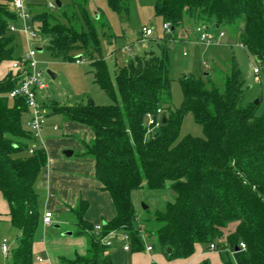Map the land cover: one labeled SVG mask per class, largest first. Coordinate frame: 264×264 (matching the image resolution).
Instances as JSON below:
<instances>
[{
    "label": "trees",
    "instance_id": "trees-1",
    "mask_svg": "<svg viewBox=\"0 0 264 264\" xmlns=\"http://www.w3.org/2000/svg\"><path fill=\"white\" fill-rule=\"evenodd\" d=\"M106 1L120 18L128 17L130 0ZM87 2L69 0L53 9L42 0L28 4L41 50L57 60L88 58L95 82L113 99L109 105L92 100L49 105L51 113L64 121L91 129L93 137L83 142L80 156L94 160L98 187L109 194L115 210L96 232L84 219L88 202L80 199L70 210L77 233L88 237L86 252L73 260L61 258V264H113L112 246L100 238L113 230L126 233L132 251H139L141 229L155 236L169 260L191 257L199 243H214L232 251L234 261L225 264H264V111L257 114V104L245 100V80L235 59L224 70H216L217 82L209 73L184 76L181 105L172 109L170 33L162 28L159 37H148L157 52L149 47L115 65L113 82L98 34V27L107 25L100 13L87 12ZM153 13L162 24L169 22L171 31L184 19L194 24L214 19L219 27L239 33L240 45L253 56L264 78V0H154ZM16 20L12 0H0V63L20 57L13 56L17 43L9 30V23ZM141 38L140 29L138 42ZM13 74L11 67L0 78V196L7 206V221L19 231L7 264H36L33 243L42 225L44 200L35 184L46 170L47 152L40 144L29 152L34 138L22 125L28 112L25 98L7 96L16 86ZM159 107L161 124L148 135L146 114L155 115ZM185 112L202 127V136L180 137ZM167 183L173 200L147 216L141 229L135 227L132 191L144 186L159 190ZM240 243L245 244L243 249Z\"/></svg>",
    "mask_w": 264,
    "mask_h": 264
},
{
    "label": "rangeland",
    "instance_id": "rangeland-1",
    "mask_svg": "<svg viewBox=\"0 0 264 264\" xmlns=\"http://www.w3.org/2000/svg\"><path fill=\"white\" fill-rule=\"evenodd\" d=\"M35 1L39 2V0ZM67 1L69 0H62V2ZM153 3L154 0H130L128 17L120 18L109 7L106 0H88L87 12L91 15L95 12L100 13L102 15L100 16L101 20L107 25L103 29L98 27V34L102 57L106 61L113 82L115 65L124 64L130 56L140 55L149 47H152L156 52L159 50L154 44L155 41L151 42L149 38L143 42H138L139 30L143 26L153 27L154 32L150 38L162 35V22L153 13ZM199 23L194 24L190 20L184 19L182 24L169 34L168 55L170 60L169 75L172 79V109L181 105L180 80L184 76L204 77L205 73H209V78L217 82L216 70H224L229 61L234 58L244 76L245 100L248 102L257 100V114H261L264 111V78L252 73V65L257 63L253 56L240 45L239 33H233L225 26L216 28V21L210 19L204 25H208L206 32L212 42L206 43L199 38L196 31V25ZM17 25L18 30L14 32L17 43L14 57L23 56L28 48L23 25L21 22ZM220 31L224 32V36H219ZM125 46H129L131 51L125 50ZM92 58L98 57L94 55ZM36 59L42 70L41 78L47 86L41 97L46 113V120L41 131V138L45 145H43V141L40 143L39 140L36 144L42 145L51 153L49 162L47 160L46 170L37 178L36 189L43 201L47 195L46 180L49 178L53 187L52 194L56 199L75 198L73 188L67 184L71 178L67 177L69 176L67 173V176L65 175V168L55 156L59 154L69 162L82 157L80 156L82 152L80 148L83 149V142H87L86 136L76 124H71V122L64 124L65 121L59 114L51 113L49 105L54 101L59 104L73 105L85 103L88 100H92L98 105H109L113 99L95 82L94 68L88 58H82L81 62L57 60L51 58L46 51L41 50L37 52ZM10 70L11 60L2 61L0 63V78L4 77ZM51 73L54 74V77ZM206 84L209 85L207 82ZM28 122L29 113L26 112L22 117V125L26 131H30ZM187 134L203 135L202 127L194 121L191 112H185L181 122L180 137ZM33 144L35 143L33 142ZM65 150L72 151L73 154L67 156L64 154ZM173 196L174 193L168 183L159 190H150L145 186L133 190L131 197L136 211L134 226L141 229L145 218L150 216L154 210L162 209L167 202H171ZM84 198L78 196L76 200L82 199L88 202ZM55 206L50 209L59 222L46 228L40 225L34 240L35 250L39 252V255L37 253L36 256H41L46 264H61V258L73 260L76 256L83 255L87 247L88 237L77 233L76 217L71 212V208L63 210L59 206L58 208ZM95 206L98 205L95 204ZM92 211L95 215L96 208L94 207ZM54 225L58 226L55 227ZM141 230L145 233V243L139 251H132L131 243H129V250H123L124 241L121 240L120 232L112 238V258L115 264H225L226 261H234L230 249L220 250L217 248L213 252L204 243L197 244L194 247L193 255L189 258L169 260L158 245L155 236L149 235L144 229ZM69 231L71 232L70 235L67 234ZM3 236L8 237L10 247L13 248L17 245L19 240L17 231L0 218V243ZM147 245H151L153 249L147 251ZM8 261L9 258L2 255L0 249V264H7ZM35 263L38 262L35 261Z\"/></svg>",
    "mask_w": 264,
    "mask_h": 264
},
{
    "label": "built area",
    "instance_id": "built-area-1",
    "mask_svg": "<svg viewBox=\"0 0 264 264\" xmlns=\"http://www.w3.org/2000/svg\"><path fill=\"white\" fill-rule=\"evenodd\" d=\"M31 0H12V6L16 13L17 20L9 23V30L15 32L18 30V23H22L23 31L26 36V41L28 44V48L25 51L23 56L15 59L11 63V67L13 69V78L16 80V86L8 92L7 96L10 98L16 96H23L25 98L28 113H29V126L30 131L34 138V143L29 152L33 151L34 146L36 145L37 140L42 143L41 131L43 124L46 120L45 108L42 106L41 97L43 90L47 87L44 81L42 80V70L39 67V62L36 59V55L38 52V48H41V39L37 33V31L32 26L31 21V13L28 8V4ZM47 8L53 9L56 6L55 0H42ZM30 23V24H29ZM162 28L165 33H171V24L169 22H165L162 24ZM208 25L197 24L196 31L198 32L199 38L206 42L210 43L212 40L207 35ZM153 27L143 26L141 28L142 38L139 42L145 41L149 36L153 34ZM224 32L220 31L219 36H223ZM128 52L131 51L129 46H125L124 48ZM81 59L76 60V62H81ZM252 73L254 75H259L260 70L257 64L252 65ZM162 110L161 108H157L155 115L148 113L146 114V123L148 128L146 133L151 135L161 124ZM53 213L49 210H44L42 214V226L44 228L49 227L53 224ZM101 229V224L94 225V230L98 232ZM116 231H109L106 235L100 238V241L105 245L111 246L112 238L117 235ZM121 240L124 241L123 249H130V240L129 236L126 233H120ZM140 238L143 243H145V233L140 231ZM240 247L243 249L245 247L244 243H240ZM208 248L211 251H215L217 249L214 243H210ZM153 247L151 245L146 246L147 251H151ZM1 251L5 257L10 255V245L8 244V239L3 238L1 242ZM35 261L38 263L44 262V259L41 256H36Z\"/></svg>",
    "mask_w": 264,
    "mask_h": 264
},
{
    "label": "crops",
    "instance_id": "crops-1",
    "mask_svg": "<svg viewBox=\"0 0 264 264\" xmlns=\"http://www.w3.org/2000/svg\"><path fill=\"white\" fill-rule=\"evenodd\" d=\"M69 122L70 121H65L64 124H68ZM71 124H76V126L81 129L83 134H85L87 141L92 139L93 133L90 128L82 124L76 123V122H71ZM42 141H43V145H45L43 139ZM80 149L81 151L83 150L82 147ZM46 152H47V160L49 162V156L51 155V153L47 151V149H46ZM55 157L61 162L62 166L65 168V171H64L65 175L67 173L69 176L67 175L66 176L72 179V180L69 179L67 184L71 186V188H73V191L75 193L74 197L75 196L85 197L84 199H87L89 202V206L84 214V219L88 221L89 223H91L92 225L94 224L97 225L99 224V222L102 223L103 221H109L114 216L115 210H114L109 194L106 191L100 190L98 187L99 186L98 181L96 180L94 176V160L91 157H78L77 160L69 162V161L64 160L59 154L56 155ZM46 181H47L46 182L47 185L45 189L47 190V195L43 201L44 203L43 211L45 209L52 211L50 208L54 205H56L55 207L57 208L59 206L63 210L74 208L77 205L78 201L76 200V197L75 198L70 197L69 199H66V200L56 199L52 194L53 187L51 185L49 178ZM95 204H97L98 206H95ZM94 207L96 208L95 215H93V211H92ZM1 211H5V212H1ZM6 211H7L6 203L0 196V218L3 221H6L7 223H9L5 216ZM53 220H54L53 223L59 222V220L54 217V214H53ZM15 230L19 234V231L17 229ZM3 238L8 239V237L6 236H3L2 239ZM2 239H1V242H2ZM10 248L12 249V247ZM0 249H1V246H0ZM35 249H36L35 243H33L34 256H36L37 253L39 255V252L36 251ZM112 254H113V248L110 254L112 262H113ZM37 264H46V263L42 262V263H37ZM113 264L115 263L113 262Z\"/></svg>",
    "mask_w": 264,
    "mask_h": 264
},
{
    "label": "water",
    "instance_id": "water-1",
    "mask_svg": "<svg viewBox=\"0 0 264 264\" xmlns=\"http://www.w3.org/2000/svg\"><path fill=\"white\" fill-rule=\"evenodd\" d=\"M55 3H56V6H57V7H60V6L62 5V2H61L60 0H55ZM218 27H219V26L216 25V28H218ZM38 51H41V48H38ZM207 74H208V73H205V75H207ZM51 75H52V77H54V74L51 73ZM254 103L256 104V103H257V100H256ZM165 120H166V117L163 116V117H162V123H165ZM64 154L67 155V156H70V155L72 154V151L65 150V151H64ZM144 208H146L145 205H144ZM54 226L57 227L58 225H54ZM67 234L70 235L71 232L69 231V232H67ZM166 250H167L168 253L171 252V249H170V248H167Z\"/></svg>",
    "mask_w": 264,
    "mask_h": 264
}]
</instances>
